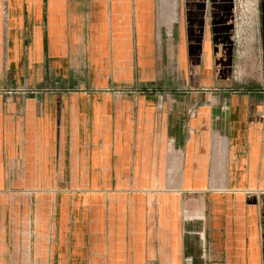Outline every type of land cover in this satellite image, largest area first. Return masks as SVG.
Returning <instances> with one entry per match:
<instances>
[{
	"label": "crops",
	"instance_id": "obj_1",
	"mask_svg": "<svg viewBox=\"0 0 264 264\" xmlns=\"http://www.w3.org/2000/svg\"><path fill=\"white\" fill-rule=\"evenodd\" d=\"M229 3L0 0V81L48 87L22 149L0 96V264H264V91L190 92L185 117L178 90L158 112L160 91L115 88L231 79ZM78 214L105 232H78Z\"/></svg>",
	"mask_w": 264,
	"mask_h": 264
},
{
	"label": "rangeland",
	"instance_id": "obj_2",
	"mask_svg": "<svg viewBox=\"0 0 264 264\" xmlns=\"http://www.w3.org/2000/svg\"><path fill=\"white\" fill-rule=\"evenodd\" d=\"M231 5L229 12L227 13V19L230 22L229 26L231 29L232 41L235 42L237 48L238 59L236 61L241 62L236 64L233 61L231 68V79L225 81H195V82H172L173 86L166 82L151 83L147 82L146 84H138L133 82L129 87L127 86H116L118 89H145L148 93L154 94L156 91H160L156 100V107L158 112H164L170 109V105L175 104L174 98L170 97L171 90L172 92L178 90L179 94L185 96L186 101H193L195 97L189 95L194 94L190 92H196L198 90H218L217 94L223 93L222 91H239V90H261L264 91V80L258 78L262 75V66H261V42L264 40L263 32V22H262V11H261V0H229ZM253 63L258 66L257 71H247V68L243 64ZM258 64V65H256ZM242 68L241 78L239 72ZM255 73V74H254ZM257 74V79L254 78ZM239 76V78H237ZM48 88L47 86H33L32 82L29 81H0V96H3L5 101H9L10 96H13V100L17 99L19 103V113H18V123L19 127L16 128L15 132H18L20 138V149L23 148L21 144L23 142V137L26 139L32 133L39 132V129L35 128L40 122H48V114H43L42 112L35 111L34 107H31L33 101H35V106L42 103L41 96L42 90ZM49 90V89H48ZM185 91V92H182ZM221 91V92H220ZM177 92V91H176ZM229 93V92H228ZM186 94L189 96L187 97ZM15 96V97H14ZM216 98H213V100ZM190 105L186 111L185 117H191L197 109L196 102H187ZM30 107V109H29ZM2 115L8 116L9 119L10 113H2L0 111V117ZM45 116V117H44ZM45 118V119H44ZM6 119V118H5ZM16 119V117L14 118ZM51 120H55L52 118ZM30 125L32 128L27 127ZM42 125V124H41ZM34 127V128H33ZM32 130V131H31ZM50 130V129H49ZM42 131V130H41ZM50 131L53 133L51 134ZM50 131H45L46 137L54 136L56 133L58 135L59 129H51ZM36 136V134H34ZM43 136V134H42ZM24 143V142H23ZM22 154V153H21ZM77 186H85L87 184V179L84 177L77 178ZM13 185L18 181L19 188H70L69 186L74 183L72 178H53L46 176H35V177H26L20 175L18 178H12ZM80 188V187H78ZM83 191L78 194H82ZM78 214V232L84 233H103L105 229L102 224L94 223L92 226L89 223H84V218H79ZM87 220V219H86ZM88 221V220H87Z\"/></svg>",
	"mask_w": 264,
	"mask_h": 264
},
{
	"label": "built area",
	"instance_id": "obj_3",
	"mask_svg": "<svg viewBox=\"0 0 264 264\" xmlns=\"http://www.w3.org/2000/svg\"><path fill=\"white\" fill-rule=\"evenodd\" d=\"M160 106H158V109H159Z\"/></svg>",
	"mask_w": 264,
	"mask_h": 264
}]
</instances>
